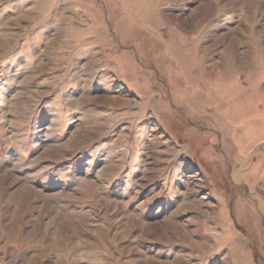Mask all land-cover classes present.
I'll list each match as a JSON object with an SVG mask.
<instances>
[{"label":"rangeland","instance_id":"rangeland-1","mask_svg":"<svg viewBox=\"0 0 264 264\" xmlns=\"http://www.w3.org/2000/svg\"><path fill=\"white\" fill-rule=\"evenodd\" d=\"M263 112L264 0H0V264H264Z\"/></svg>","mask_w":264,"mask_h":264},{"label":"bare ground","instance_id":"bare-ground-1","mask_svg":"<svg viewBox=\"0 0 264 264\" xmlns=\"http://www.w3.org/2000/svg\"><path fill=\"white\" fill-rule=\"evenodd\" d=\"M135 3V2H134ZM141 3H143L142 1H141ZM138 7H140V5L138 6ZM142 7V6H141ZM146 7V6H145ZM133 8H134V6H133ZM148 10V9H147ZM137 13V12H136ZM139 14V13H138ZM137 14V15H138ZM142 14V13H141ZM146 15H147V13H146ZM141 18H142V16H140ZM143 22V21H142ZM215 86V85H214ZM215 88V87H214ZM236 104V103H235ZM238 104V103H237ZM236 107V106H235ZM224 107L222 106V109H223ZM248 109V108H247ZM252 109V108H251ZM229 109L227 108V109H223V111H222V113L221 114H223V117L224 118H227L228 119V116H227V114L229 113V111H228ZM231 111L233 110V109H230ZM235 110H237V109H235ZM234 111V110H233ZM235 112V111H234ZM233 112V113H234ZM248 112V111H247ZM230 113H232V112H230ZM253 113V112H252ZM251 113V114H252ZM256 113V112H255ZM264 113V112H263ZM262 113V114H263ZM236 114H237V112H236ZM250 114V115H251ZM254 114V113H253ZM249 115V114H248ZM249 115V117H252V116H250ZM255 115V114H254ZM231 116V115H230ZM237 116V115H236ZM262 117V116H261ZM235 118V117H234ZM241 118V117H240ZM233 123H237V121L235 122H233ZM263 123H264V119H263ZM262 126V125H261ZM260 126V127H261ZM264 138V128H257V127H253V128H247L243 133H242V135H241V137H238V142H239V145H238V148H240V149H243V147H244V145L243 144H245L246 142H249V141H257V140H260V139H263ZM253 144V143H252ZM246 153V152H245ZM253 154V153H252ZM249 171L251 172H254V173H259V172H261V177L260 178H262L263 180H264V168L262 169V168H259V167H257L256 165L255 166H253V165H251L250 166V169H249ZM247 172V175L246 174H242L241 175V172H240V169H237L236 167L234 168V170L232 171V176H233V179L235 180V181H237V182H239L238 180L240 179V178H242V181H245L246 183H247V180L245 179V178H248L249 176H248V174L250 173V172Z\"/></svg>","mask_w":264,"mask_h":264}]
</instances>
